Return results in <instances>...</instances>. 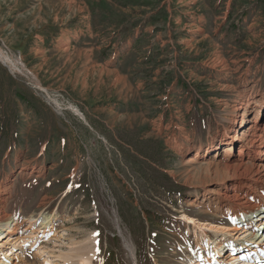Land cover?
I'll list each match as a JSON object with an SVG mask.
<instances>
[{
  "label": "rangeland",
  "instance_id": "obj_1",
  "mask_svg": "<svg viewBox=\"0 0 264 264\" xmlns=\"http://www.w3.org/2000/svg\"><path fill=\"white\" fill-rule=\"evenodd\" d=\"M245 96L264 98V0H0V201L16 219L13 262L189 264L196 242L182 213L225 225L239 212L207 190L250 176L215 172ZM188 155L200 162L186 167Z\"/></svg>",
  "mask_w": 264,
  "mask_h": 264
},
{
  "label": "bare ground",
  "instance_id": "obj_2",
  "mask_svg": "<svg viewBox=\"0 0 264 264\" xmlns=\"http://www.w3.org/2000/svg\"><path fill=\"white\" fill-rule=\"evenodd\" d=\"M241 98L231 108L230 115L227 118V125L224 127L226 129H223L218 142L220 145H223L221 149L223 156H228L230 159L223 165L220 162L216 163L215 172L223 174L232 171L239 175L250 168V176L243 174L239 177L236 184V178H233L234 175L228 173L217 183L218 188L209 187L207 190L208 196L213 198V200H216L222 206H236L234 209L239 212L232 214V224L225 225L213 222L209 223L208 221L194 218L185 212L182 213V219L189 224V233L194 236L193 242H196L197 248L199 247L200 249L197 253L193 251L188 253L186 257L184 256L185 262L189 264H199V260L204 258V255H202V251L204 250L207 253L205 255L210 256L201 260L202 264H236L235 262H238L241 257L250 256V260L252 258L256 260V258L261 259L264 256V236L260 233L258 234V232H255L256 235L250 233L252 231L250 230V224H255V217H249V213L252 212L259 213L258 215L261 217L264 216V98L260 104L254 103L252 106L250 105L251 97L245 96L247 99ZM219 144L209 145L198 157L207 159V156L211 152H216L220 149ZM197 162L200 161L188 155L184 165L191 167ZM196 177L200 178V176L195 174L191 178L194 179ZM234 186H237L236 189ZM236 190L240 191L236 193ZM257 192H260L258 196L256 195ZM249 198L251 199L250 201ZM2 208V201H0V264H17L13 262V259L19 254L17 252L19 242L16 238H11L16 231V220L15 217H7L6 219L2 213ZM220 208L217 209V212L222 209ZM223 208L225 209V207ZM217 218H221V215L217 214ZM46 222L47 216H44L37 231L44 230L47 226ZM244 223H247L244 226L247 230L245 229L246 231L243 234ZM258 226L264 229V217L263 220L259 221ZM234 231L236 233L242 232H239L236 237L242 242L251 244L246 243L252 250L246 248L248 251L242 250L245 253L241 255L240 253L229 251L222 260L218 259L217 256L220 255L219 249L221 245L229 239L228 235L234 236ZM211 242L213 244L209 246ZM186 243V246H190V242ZM44 252L42 248L38 251L39 254H43ZM190 260L191 262H188ZM47 261L48 259L46 260V264ZM260 263L264 264V258ZM85 264H90V262L87 260ZM256 264L258 263L256 262Z\"/></svg>",
  "mask_w": 264,
  "mask_h": 264
},
{
  "label": "trees",
  "instance_id": "obj_3",
  "mask_svg": "<svg viewBox=\"0 0 264 264\" xmlns=\"http://www.w3.org/2000/svg\"><path fill=\"white\" fill-rule=\"evenodd\" d=\"M18 97L21 98L22 100H24L25 98H23L22 94L18 93Z\"/></svg>",
  "mask_w": 264,
  "mask_h": 264
}]
</instances>
